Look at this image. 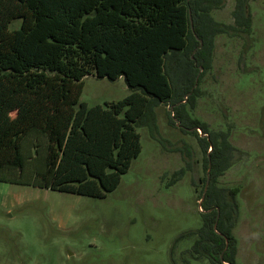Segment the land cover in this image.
I'll list each match as a JSON object with an SVG mask.
<instances>
[{
	"label": "trees",
	"instance_id": "1",
	"mask_svg": "<svg viewBox=\"0 0 264 264\" xmlns=\"http://www.w3.org/2000/svg\"><path fill=\"white\" fill-rule=\"evenodd\" d=\"M223 5L224 0H0V183L104 198L141 152L136 129L153 131L154 109L169 106L170 123L195 137L203 153L199 200L208 177L200 227L180 234L173 246L194 235L186 251L193 259L237 264L238 189L218 186L235 149L229 132L210 131L189 114L212 67L215 37L250 33L246 2L237 0L234 26L212 17ZM15 20L20 24L12 27ZM90 76L122 77L130 93L87 107L80 95Z\"/></svg>",
	"mask_w": 264,
	"mask_h": 264
},
{
	"label": "rangeland",
	"instance_id": "2",
	"mask_svg": "<svg viewBox=\"0 0 264 264\" xmlns=\"http://www.w3.org/2000/svg\"><path fill=\"white\" fill-rule=\"evenodd\" d=\"M241 1L250 33L215 37L212 67L189 114L210 131L229 132L235 151L218 186L238 189L236 263L264 264V0ZM236 2L224 0L212 17L234 26ZM129 93L122 77L90 76L80 102L104 106ZM153 112L154 130L136 129L141 152L104 198L0 183V264H208L186 252L196 236L173 246L201 225L203 153L195 137L170 123L169 106Z\"/></svg>",
	"mask_w": 264,
	"mask_h": 264
},
{
	"label": "water",
	"instance_id": "3",
	"mask_svg": "<svg viewBox=\"0 0 264 264\" xmlns=\"http://www.w3.org/2000/svg\"><path fill=\"white\" fill-rule=\"evenodd\" d=\"M190 24H191V26H192V22H190ZM198 131H199V130H198ZM199 132H200V135H201V136H206V137H207V135H202V134H201V131H199ZM209 170H210V167L208 168L207 173L209 172ZM207 186H208V177H207V182H206V185H205V188H204V193H203V195H202V197H201V199H200V201H199V207H200L201 202H202L203 199H204V194H205V191H206ZM214 229H216V224L214 225Z\"/></svg>",
	"mask_w": 264,
	"mask_h": 264
}]
</instances>
